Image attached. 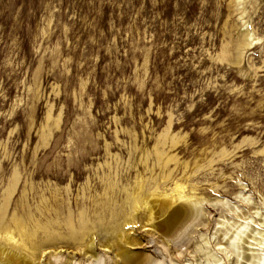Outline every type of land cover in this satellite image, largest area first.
Masks as SVG:
<instances>
[{
  "label": "rangeland",
  "instance_id": "obj_1",
  "mask_svg": "<svg viewBox=\"0 0 264 264\" xmlns=\"http://www.w3.org/2000/svg\"><path fill=\"white\" fill-rule=\"evenodd\" d=\"M169 194L202 207L179 237L156 226L166 207L147 226L133 204ZM6 200L7 216L51 219L62 236L39 264H117L105 242L125 219L151 264H213V252L234 264L216 221L264 232V0H0ZM64 220L87 223L95 256Z\"/></svg>",
  "mask_w": 264,
  "mask_h": 264
},
{
  "label": "bare ground",
  "instance_id": "obj_2",
  "mask_svg": "<svg viewBox=\"0 0 264 264\" xmlns=\"http://www.w3.org/2000/svg\"><path fill=\"white\" fill-rule=\"evenodd\" d=\"M191 197L186 196V195H181V194H178L176 196L172 194H169L166 196L151 195L149 199H144V198L142 200L135 199L133 201V204L136 205L140 203L143 206V209H145L146 213L144 214H147L146 215L147 216V221H146L147 226L152 225L153 214L156 210V209L154 210V208L156 206H157L156 208L166 207L167 209L165 208V210H169L170 212L168 211L169 213L167 217L163 219L160 223H158V225L156 226L159 229L165 230V232H167L168 235L174 234L175 237L176 236L179 237L183 233L185 225H187L192 220L199 218L202 215V207H201L200 200H198L197 198H191ZM173 199L175 201L172 205L170 203H172ZM128 201L130 202L129 199ZM176 203L179 204L178 209L179 208L182 209L180 211L182 214V221L181 223L179 222V224L177 223L178 224L177 226H175L176 225L175 224L174 225L175 228H173V222L175 221L173 217L177 209L175 208L174 204ZM6 204H7V200L5 201L4 206L0 208V264H39V259L42 256L43 246L56 247L57 243L59 242L58 240L62 238V236H60L54 230V227H53L54 223L53 221H51V219L47 218L44 220H38L36 218H33L30 215V213L19 214L18 212H13L10 216H7L6 215V206H7ZM169 204L170 206H168ZM103 206H105V204ZM230 209L236 212L235 207L230 206ZM109 212H107V214ZM113 212L111 213V215L113 214ZM111 215H109L110 218H113L111 217ZM159 216H161L160 212H159ZM70 221L72 223V218ZM70 221L65 222L64 220V224L66 223L68 224V226L66 227H69L68 228L69 229L68 231L69 239H71V242L73 243L76 249L83 247L84 248L83 252L92 258L93 256L96 255V253L94 250L92 232L87 227L86 225L87 223L85 224V222L83 221V223L80 226L76 225L78 229L77 227L74 229L72 228L73 225L70 223ZM216 222L220 224V228L213 231V233L214 232L220 233L224 235L223 237L227 236L224 239L225 240L224 250L223 249L222 250L226 251L225 252L226 256L230 255V253L234 255V257H232V260L230 262H233L234 264H243L241 263V260H244L245 264L247 263L259 264V257H257L256 254H254L253 252L254 247L252 246L255 243L264 244V239H261V240L259 239V236L264 237V232L262 229H260L257 226H254L252 223L241 222V220L240 222H238L236 220H230L229 218L227 219L224 218L222 220L220 219V220H217ZM128 223L129 221L125 219L124 223L118 224L114 227H110L108 232L111 238L106 240L105 246L108 248H111L114 246L116 250L115 258L116 259L118 258V260L115 259L114 262L115 263L117 262V264L118 263L120 264H151L152 262L150 260L148 259L145 260V257H143L139 253H135L136 251L134 252L131 251V248L128 247V245L137 246L139 244L138 241L130 235L129 231L124 229L123 227L124 224H128ZM200 237H201V240L203 241V244H207L208 241H207L206 236H203V234H200ZM175 239L176 238H174L173 240ZM201 243L199 242L198 246L202 247L200 245ZM216 244L220 245V243L218 242H216ZM51 253H52V256H54V258H57L56 251L50 252L49 255ZM209 256L212 257V260H213L212 263L219 261L218 256H216L214 252L210 253Z\"/></svg>",
  "mask_w": 264,
  "mask_h": 264
}]
</instances>
